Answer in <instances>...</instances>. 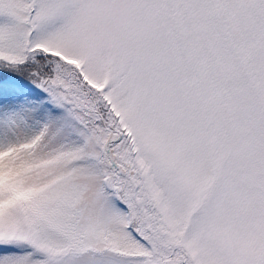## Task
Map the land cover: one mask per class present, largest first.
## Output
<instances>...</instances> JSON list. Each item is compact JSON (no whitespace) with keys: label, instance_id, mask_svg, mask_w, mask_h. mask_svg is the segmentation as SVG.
Listing matches in <instances>:
<instances>
[{"label":"snow or ice","instance_id":"1","mask_svg":"<svg viewBox=\"0 0 264 264\" xmlns=\"http://www.w3.org/2000/svg\"><path fill=\"white\" fill-rule=\"evenodd\" d=\"M0 264H264V0H0Z\"/></svg>","mask_w":264,"mask_h":264}]
</instances>
